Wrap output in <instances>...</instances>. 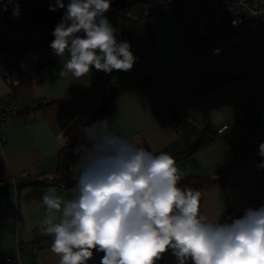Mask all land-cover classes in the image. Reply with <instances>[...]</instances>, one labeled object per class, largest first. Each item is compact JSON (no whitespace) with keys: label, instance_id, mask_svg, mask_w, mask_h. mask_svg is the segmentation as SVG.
<instances>
[{"label":"crops","instance_id":"obj_1","mask_svg":"<svg viewBox=\"0 0 264 264\" xmlns=\"http://www.w3.org/2000/svg\"><path fill=\"white\" fill-rule=\"evenodd\" d=\"M154 1L124 5L131 17L117 11L105 13L117 30V39L129 42L137 58L129 71L105 73L93 67L80 78L70 73L60 77L67 56L61 60L48 54L47 42L55 38L34 45L41 29L26 11L3 37L0 61L9 65L16 84L6 82L0 72V104L49 101L0 123V135L6 137L0 142V181H4L0 185V264L14 255L17 245L25 248L20 264H59L60 258L51 251L52 238L41 231L44 207L39 201L49 187L69 199V190L76 183L25 181L14 188L10 180L23 172H29L30 181L52 178L59 149L91 124L101 106L106 95L101 76L113 86L124 85L105 112L111 131L151 152L175 154L192 143L177 129V117L196 128L210 125L216 129L227 124L208 143L175 159L184 176L217 179L201 189L202 215L213 222L231 223L239 219L235 212L264 206L256 204L252 195L264 179V169L258 168L264 162L258 154L264 141V35L239 30L235 46H225L217 54H199L197 42L188 46L181 38L179 15L155 6ZM145 9L152 10L149 24L142 19ZM8 48L11 53L7 54ZM164 118L169 124H162ZM252 132L256 134L250 135ZM83 163V156L71 159L72 179H79ZM228 206L233 208L230 213ZM36 240L43 244L33 253L30 247ZM103 255L94 250L88 264H100ZM156 264H177V260L169 249Z\"/></svg>","mask_w":264,"mask_h":264},{"label":"clouds","instance_id":"obj_2","mask_svg":"<svg viewBox=\"0 0 264 264\" xmlns=\"http://www.w3.org/2000/svg\"><path fill=\"white\" fill-rule=\"evenodd\" d=\"M111 3L50 5V11L64 9L50 44L61 60L67 56L60 77L80 78L93 67L105 73L132 69L137 58L131 45L117 39L105 15ZM80 134L84 142L73 154L84 163L71 198L49 187L39 201L41 231L52 238L59 264H88L94 250L104 253L100 264H156L169 249L177 264H264V206L246 208L231 223L213 222L200 212L201 192L180 185L184 173L170 153L154 154L114 134L107 117ZM259 154L264 157V143Z\"/></svg>","mask_w":264,"mask_h":264},{"label":"built area","instance_id":"obj_3","mask_svg":"<svg viewBox=\"0 0 264 264\" xmlns=\"http://www.w3.org/2000/svg\"><path fill=\"white\" fill-rule=\"evenodd\" d=\"M31 0H1L0 1V43L3 37L10 32L17 23L20 15L23 14ZM155 6L162 9L174 10L180 17V36L188 45L197 42V50L201 53L210 52L217 54L221 52L224 44L235 46L238 42L239 30H245L250 34L264 35V2L262 0H155ZM16 6L19 14L14 15ZM119 12L130 16L128 9L124 6ZM153 15L149 10H145L143 20L150 23ZM232 26H239L235 31ZM158 41V38L154 39ZM53 40L47 42L48 54L55 57V53L50 47ZM0 72L10 84H16L9 73V65L0 61ZM100 82L104 89V95L109 94L113 88L112 82L102 76ZM190 96V93H187ZM49 101H31L29 103L12 102L0 104V123L19 115L22 110L28 107H36ZM162 124H169V119H162ZM227 124L216 128L217 133L221 132ZM255 132L250 135H255ZM6 140L4 135H0V142ZM241 152V151H240ZM29 172H23L11 178L10 184L18 188L22 182L26 181ZM4 185V181H0ZM256 204H264V179L260 182L253 194ZM43 244L42 240H36L30 247L31 252ZM25 250L17 245L13 256L4 258L5 264H20V255Z\"/></svg>","mask_w":264,"mask_h":264},{"label":"trees","instance_id":"obj_4","mask_svg":"<svg viewBox=\"0 0 264 264\" xmlns=\"http://www.w3.org/2000/svg\"><path fill=\"white\" fill-rule=\"evenodd\" d=\"M134 1L137 0H112L110 10L108 12H115L117 11L118 8L124 7V5H130ZM146 1V0H144ZM151 1V0H149ZM65 4L69 2V0H64ZM55 0H31L27 8L25 9L26 13H30L37 25L40 27L41 33L34 38V45L37 44V42L44 41L46 39H53L55 38L52 33L54 31L55 26L61 21L64 9H58L57 11H50V5H54ZM24 11V12H25ZM107 12V13H108ZM23 45V44H21ZM23 46H19V49H22ZM24 47L23 49H25ZM6 53H11L10 48L6 50ZM124 85L118 84L114 85L112 90L109 92L108 95H105L101 106L99 110L96 112L94 115L91 124L101 120L105 116V112L107 110L108 105L110 102L118 95L122 90H123ZM27 109L22 110L20 114H23ZM178 122V123H177ZM177 129L183 130L184 132V137L185 139L191 138V142L189 143L186 147L185 150L179 153H170L175 159L181 158L187 154H189L195 147L198 145H201L203 143H208L213 136H215L216 129L215 127H212L210 125H206L202 128H196L192 124L182 120L181 118L177 117ZM90 124V125H91ZM195 137L194 141L192 139ZM84 141L82 140L80 131H77L75 135L71 138V140L62 146L59 149L58 152V163L53 172L51 179H42V180H27V183H34V184H47V183H53L58 182V181H63L64 183L66 182L67 185L73 186L75 183H77V180L72 179V174L70 170V161L74 156L73 154V149L83 143ZM264 143V141L262 142ZM243 147L248 146V143L242 145ZM161 152H167L166 150H161L158 152H152L154 154H159ZM259 154V152H258ZM260 155V154H259ZM261 158V156H260ZM215 179L212 175H207V176H184L183 180L180 182L181 184H187L190 187H194L198 189L201 192V189L206 185L209 184L210 182H213ZM68 181V182H67ZM202 197V195H201ZM233 211V208L228 206V212L230 213ZM240 211V210H239ZM235 212L233 215H236V217L241 218L244 213L243 212Z\"/></svg>","mask_w":264,"mask_h":264},{"label":"bare ground","instance_id":"obj_5","mask_svg":"<svg viewBox=\"0 0 264 264\" xmlns=\"http://www.w3.org/2000/svg\"><path fill=\"white\" fill-rule=\"evenodd\" d=\"M121 8H123V7H121ZM119 9H120V8L117 9V12H118V13H120V12H119ZM127 9H128V8H127ZM145 10H149V11L151 12V14H152V10H151V9H145ZM145 10H143V12H142V19H143V14H144V11H145ZM128 12H129V10H128ZM129 13H130V12H129ZM120 14H122V13H120ZM123 15H125V16H127V17H131V16H132L131 13H130V16H128V15H126V14H123ZM148 24H149V23H148ZM232 27H233V29H234L235 31L239 28V26H232ZM181 38H182V37H181ZM182 39H183V38H182ZM183 40H184V39H183ZM238 41H239V37H238ZM237 43H238V42H237ZM237 43H236V44H237ZM187 45H188V44H187ZM191 45H192V44H191ZM191 45H188V46H191ZM225 46H229V45L224 44V46L222 47V50H223V48H224ZM222 50H221V51H222ZM195 51H196L197 53H199V54H202L201 52H198V50H197L196 48H195ZM219 53H220V52H219ZM101 77H102V76H101ZM101 77H100V78H101ZM104 77L107 78L106 76H104ZM107 79H108V78H107ZM47 102H48V101H47Z\"/></svg>","mask_w":264,"mask_h":264},{"label":"rangeland","instance_id":"obj_6","mask_svg":"<svg viewBox=\"0 0 264 264\" xmlns=\"http://www.w3.org/2000/svg\"><path fill=\"white\" fill-rule=\"evenodd\" d=\"M135 4H140V3H138V2H136ZM132 6H134V5H132ZM26 23H22L21 22V25H25ZM243 30V29H242ZM245 31V30H244ZM246 33H248L247 31H245ZM248 34H250V33H248ZM202 54H205V53H202ZM212 54V53H211ZM187 95V94H186ZM216 133H217V131H216Z\"/></svg>","mask_w":264,"mask_h":264},{"label":"water","instance_id":"obj_7","mask_svg":"<svg viewBox=\"0 0 264 264\" xmlns=\"http://www.w3.org/2000/svg\"><path fill=\"white\" fill-rule=\"evenodd\" d=\"M24 182H22V184H23Z\"/></svg>","mask_w":264,"mask_h":264}]
</instances>
